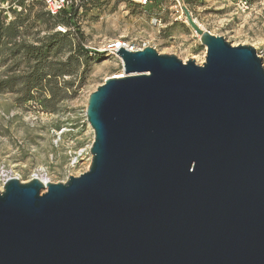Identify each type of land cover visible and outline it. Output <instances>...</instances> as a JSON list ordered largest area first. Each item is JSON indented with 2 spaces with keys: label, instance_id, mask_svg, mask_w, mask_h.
<instances>
[{
  "label": "water",
  "instance_id": "1",
  "mask_svg": "<svg viewBox=\"0 0 264 264\" xmlns=\"http://www.w3.org/2000/svg\"><path fill=\"white\" fill-rule=\"evenodd\" d=\"M183 9L205 62L120 47L89 170L0 190V264H264V63Z\"/></svg>",
  "mask_w": 264,
  "mask_h": 264
},
{
  "label": "rangeland",
  "instance_id": "2",
  "mask_svg": "<svg viewBox=\"0 0 264 264\" xmlns=\"http://www.w3.org/2000/svg\"><path fill=\"white\" fill-rule=\"evenodd\" d=\"M184 2L202 29L223 36L233 46H254L264 63V0ZM175 4V0H152L147 5L129 0H95L80 17V25L91 47L125 38L154 47L160 54H173L183 61L191 58L202 64L207 47L185 14L176 12ZM41 8V0H0V15L7 20L21 11L31 14L30 38L37 30L41 35L48 30L42 20L34 17ZM120 68L116 56L101 53L93 58L83 86L52 113L38 111L30 102L19 104L15 93H0V190L8 177H18L22 182L34 177L65 182L69 175L89 170L94 131L86 117L88 98ZM4 69L0 68V77ZM79 150L81 156L73 164L72 158Z\"/></svg>",
  "mask_w": 264,
  "mask_h": 264
},
{
  "label": "trees",
  "instance_id": "3",
  "mask_svg": "<svg viewBox=\"0 0 264 264\" xmlns=\"http://www.w3.org/2000/svg\"><path fill=\"white\" fill-rule=\"evenodd\" d=\"M94 1L81 0L79 6L52 15L41 0L42 8L34 17L48 30L42 35L37 30L32 38L27 10L10 20L0 15V68H5L0 93H15L19 104L30 102L45 113H52L60 102L74 96L83 86L90 61L101 55L87 47L88 37L80 25V17Z\"/></svg>",
  "mask_w": 264,
  "mask_h": 264
},
{
  "label": "built area",
  "instance_id": "4",
  "mask_svg": "<svg viewBox=\"0 0 264 264\" xmlns=\"http://www.w3.org/2000/svg\"><path fill=\"white\" fill-rule=\"evenodd\" d=\"M42 1L45 4L46 10H48L52 15H57L63 10H66V9L68 10L72 7L79 6L81 0H42ZM129 1L135 4H138V5H147L148 3L152 2V0H129ZM175 2L177 4V5L175 4L176 12H179L181 15H184L185 13H184L183 8L186 5L184 0H175ZM57 29L62 32L66 31V28L63 26H58ZM87 47L93 51L105 53L107 55L116 56L117 58H119V56L117 55L116 51L120 47H124L130 51L141 50L144 48V46H141L136 41H133V40L131 41L125 38L113 39V40H110L109 42L103 43L101 46H98V47H91L89 45H87ZM119 60L121 63V68L119 71L123 73V76H124L125 73L123 70L122 60L120 58ZM117 77H122V76H117ZM80 156H81V150H79L78 152H75V156L72 158L71 162L73 164L77 163ZM8 178L5 179L4 184Z\"/></svg>",
  "mask_w": 264,
  "mask_h": 264
},
{
  "label": "bare ground",
  "instance_id": "5",
  "mask_svg": "<svg viewBox=\"0 0 264 264\" xmlns=\"http://www.w3.org/2000/svg\"><path fill=\"white\" fill-rule=\"evenodd\" d=\"M115 75H117V76H123V74L121 73V72H119V73H114ZM113 75V74H112ZM43 181H47V180H45V179H42Z\"/></svg>",
  "mask_w": 264,
  "mask_h": 264
}]
</instances>
